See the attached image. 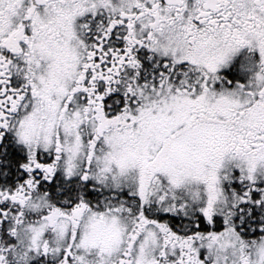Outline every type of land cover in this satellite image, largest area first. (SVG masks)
<instances>
[{"label": "snow or ice", "instance_id": "obj_1", "mask_svg": "<svg viewBox=\"0 0 264 264\" xmlns=\"http://www.w3.org/2000/svg\"><path fill=\"white\" fill-rule=\"evenodd\" d=\"M0 264H264V0H0Z\"/></svg>", "mask_w": 264, "mask_h": 264}]
</instances>
